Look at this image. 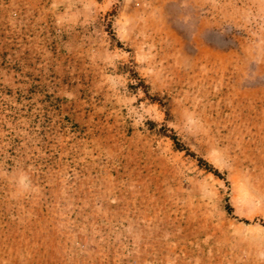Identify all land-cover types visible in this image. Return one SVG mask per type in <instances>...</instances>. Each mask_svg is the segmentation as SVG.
I'll list each match as a JSON object with an SVG mask.
<instances>
[{
    "label": "rangeland",
    "instance_id": "obj_1",
    "mask_svg": "<svg viewBox=\"0 0 264 264\" xmlns=\"http://www.w3.org/2000/svg\"><path fill=\"white\" fill-rule=\"evenodd\" d=\"M0 264H264V0H0Z\"/></svg>",
    "mask_w": 264,
    "mask_h": 264
},
{
    "label": "trees",
    "instance_id": "obj_2",
    "mask_svg": "<svg viewBox=\"0 0 264 264\" xmlns=\"http://www.w3.org/2000/svg\"><path fill=\"white\" fill-rule=\"evenodd\" d=\"M140 86L142 87V90L145 94L146 93V90L144 89L145 86L143 85L142 81H138ZM151 100H154V101H157V102H160L159 99L156 97V96H150L149 97ZM169 137V139L171 140V142L173 143V145L175 146V148L179 149V150H184L185 153L191 157H193L197 164L201 167H203L205 170L211 172L213 175L215 176H219V172L211 165L209 164L208 162H206L204 159H202L201 157H198L196 156L192 151L188 150L187 147H184L180 141L178 140V138L175 136L174 133H170L169 135H167Z\"/></svg>",
    "mask_w": 264,
    "mask_h": 264
}]
</instances>
